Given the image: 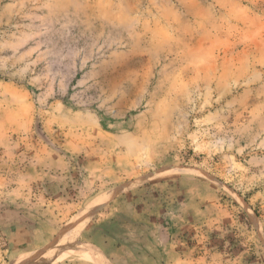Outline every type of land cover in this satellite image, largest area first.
<instances>
[{"label":"rangeland","instance_id":"374dc122","mask_svg":"<svg viewBox=\"0 0 264 264\" xmlns=\"http://www.w3.org/2000/svg\"><path fill=\"white\" fill-rule=\"evenodd\" d=\"M122 183L77 238L110 263L264 264V0H0V264H96L68 217Z\"/></svg>","mask_w":264,"mask_h":264},{"label":"crops","instance_id":"0c3cea01","mask_svg":"<svg viewBox=\"0 0 264 264\" xmlns=\"http://www.w3.org/2000/svg\"><path fill=\"white\" fill-rule=\"evenodd\" d=\"M66 158L67 156L55 155L54 161L63 165L68 162ZM53 163H51V166H54L55 163L54 164ZM41 173L48 174L45 171ZM49 173H51V170ZM122 186H124L123 183L115 187L107 188L106 190L105 189L101 190L97 195L94 196V198L87 200L76 211L71 213L68 219H71L72 221L75 220V218L78 216L80 211L86 210L87 207L90 206V204L93 202V200L96 197L112 189H117ZM15 194L17 193H14V195L10 198L11 201L9 205L11 206V208L18 210V212H16V215L13 217L12 224H11V225L14 224L15 227L8 234L7 241H8L9 246L12 249H20V251H23L27 249V247L35 248L38 245H42L49 238V236L46 233L45 235L43 234V232H45V227L54 224L58 217V215L53 210L55 206H52L53 205L52 202L49 203L48 201H45V199L42 197L40 201L25 200V203L20 205L19 203L23 202V200H21V202H18L19 197ZM118 195H116L114 198H116ZM111 200L108 201V203H111ZM17 204L19 205L17 206ZM73 204H74L73 202H65L63 204V207H65V209L71 210L73 207ZM104 208H105V205L100 207L99 210L101 211ZM169 244H170V240L168 238L167 242L162 245L161 249L163 250L162 251L163 259H165L166 256L169 257V249H170ZM119 248H120L119 243H117L116 246L113 245L114 250L119 249ZM129 249L132 252L134 251L133 248L131 247H129ZM118 264H121V263L118 262Z\"/></svg>","mask_w":264,"mask_h":264},{"label":"bare ground","instance_id":"6f19581e","mask_svg":"<svg viewBox=\"0 0 264 264\" xmlns=\"http://www.w3.org/2000/svg\"><path fill=\"white\" fill-rule=\"evenodd\" d=\"M118 193H120V191ZM110 196H112L111 193L103 197H100V199L98 200H95V201L93 200L94 202L91 204V206L87 208L86 211L84 210L85 212L80 213L78 217L75 218L73 225L68 230L66 237L63 239V243H60V245H64L67 247L68 253L79 255L83 259L96 263V264H112L100 252V250L85 244L86 242L82 243L77 240L79 233L86 226V224L90 221V219L95 215L98 209L104 203H106L107 200H109Z\"/></svg>","mask_w":264,"mask_h":264}]
</instances>
